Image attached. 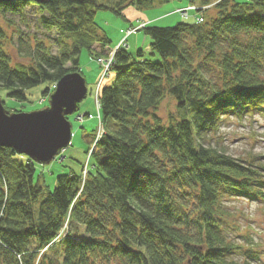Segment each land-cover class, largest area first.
Wrapping results in <instances>:
<instances>
[{
  "label": "trees",
  "instance_id": "16d2710c",
  "mask_svg": "<svg viewBox=\"0 0 264 264\" xmlns=\"http://www.w3.org/2000/svg\"><path fill=\"white\" fill-rule=\"evenodd\" d=\"M169 1L0 3V95L22 104L32 88L45 84L49 99L64 75L83 74V49L96 61L116 49L115 79L98 98L106 131L86 168L58 175L51 190L39 163L0 145V264H264L250 234L246 243L233 236L229 203L264 201L263 156H235L208 135L228 116L264 117V0H203L202 21L191 9L192 21L150 23L140 29L149 53L111 48L96 21L99 10L125 18L130 5ZM28 5L39 7L45 34L56 33L57 51L20 37L29 62H15L2 20H25ZM167 96L178 111L166 121L158 109Z\"/></svg>",
  "mask_w": 264,
  "mask_h": 264
},
{
  "label": "rangeland",
  "instance_id": "374dc122",
  "mask_svg": "<svg viewBox=\"0 0 264 264\" xmlns=\"http://www.w3.org/2000/svg\"><path fill=\"white\" fill-rule=\"evenodd\" d=\"M178 9L180 8L175 9L172 14L177 13ZM25 11V20L21 17L10 15L17 24L10 25L2 20V25L5 27L9 38L6 41L7 51L13 56L15 62L28 63L29 59L21 56L18 51L17 46L20 37H24L33 43L37 39H43L51 46L53 52H56L57 48L55 46L56 44H53L56 33L47 32L45 34L44 29L40 25V16L42 13L39 7L37 5H28ZM145 12L146 10L141 11L137 7L130 5L123 11L124 18V16L118 15L110 10H99L96 21L103 30H106L108 36L113 39L109 45L111 48L115 47L120 37V44L124 42V39L127 40V44L136 43V39L139 38V48L149 53L151 51L152 39L144 30H138L135 34L130 33L127 35L126 28H122L125 24L130 27V23L140 16L142 18L137 21L138 23L136 25L139 23L145 25L153 23L151 20L143 19L142 14ZM180 15L185 17L182 14ZM185 20L192 21L191 18ZM172 22L170 23L173 24ZM124 33L125 36L122 37ZM99 48V45H96V49ZM136 48L133 45L131 51L135 52ZM81 67L83 75L86 78L88 94L81 101L78 111L69 116L73 124L71 144L62 150L50 163L38 165V173L43 172V177L51 190L56 186L58 175L69 173L72 170L80 171L83 165L86 168L90 161V154L96 150L97 139L102 136V130L104 132L106 131V127L100 119L99 90L104 84L112 82L115 79L116 73L112 71L111 75L108 74L104 78V69L91 57L87 49H83L82 51ZM45 87L46 85L42 84L29 90V100L24 104L7 97L4 93L1 96L6 101V106L11 109L32 111L44 108L47 105L49 99L45 98L41 93ZM177 111V101L171 96H167L158 109V113L166 121L170 114H176ZM208 135L211 138L210 141L212 144L224 146L229 153L235 156L247 158L250 154H261L264 160V117L259 113H256L252 117H246L245 119H240L237 116H228L224 119L218 131L211 132ZM83 173L86 174V170ZM229 203L230 209L233 212L231 223L235 225L233 236L238 241L246 243L245 235L250 234L252 236L251 244L254 248L262 252V259L264 261V201L239 197L232 198ZM64 235H66V230L61 232L60 236L63 237ZM237 257L243 259L245 255L239 254Z\"/></svg>",
  "mask_w": 264,
  "mask_h": 264
},
{
  "label": "water",
  "instance_id": "95a60500",
  "mask_svg": "<svg viewBox=\"0 0 264 264\" xmlns=\"http://www.w3.org/2000/svg\"><path fill=\"white\" fill-rule=\"evenodd\" d=\"M23 0H0V3ZM40 3L48 0H34ZM88 94L86 78L79 72L64 75L49 96V105L32 111L11 112L0 95V145L12 147L39 164H48L71 144L73 124Z\"/></svg>",
  "mask_w": 264,
  "mask_h": 264
},
{
  "label": "crops",
  "instance_id": "0c3cea01",
  "mask_svg": "<svg viewBox=\"0 0 264 264\" xmlns=\"http://www.w3.org/2000/svg\"><path fill=\"white\" fill-rule=\"evenodd\" d=\"M202 1L203 0H171L167 3L159 4V5L151 8V10H149V9L146 10V12L144 14H142V16H143V19L151 20L153 22L160 23L163 25L171 24L170 23L171 21H173L172 23L174 24V23L184 19L180 14H177V13L172 14V12L175 11V9L180 8V7H186V6L192 5L194 3L198 6H200L202 4ZM196 14H197L196 11L192 12V19L193 20H195ZM141 18H142L141 16L137 17V19L135 21L130 23V26L137 23V21ZM126 19H128V18L126 17ZM164 21L167 23H165ZM127 27H129V26L125 24L122 28L127 29ZM124 35H125V33L122 35V37H124ZM138 40H139V38L136 39V43H131V44L129 43L127 45L128 48L131 50L133 45H134L137 47L136 48V50H137L140 47L138 44L139 43ZM112 41H113V39H112ZM120 41H121V37L118 38V41L116 42L115 47L120 44Z\"/></svg>",
  "mask_w": 264,
  "mask_h": 264
},
{
  "label": "built area",
  "instance_id": "2783aa9c",
  "mask_svg": "<svg viewBox=\"0 0 264 264\" xmlns=\"http://www.w3.org/2000/svg\"><path fill=\"white\" fill-rule=\"evenodd\" d=\"M186 8H187V11H185L182 15L185 16V17H188L190 15V13H189L190 10L191 9H196V6L192 5V6H189V7H186ZM199 20L202 21V18L200 17ZM145 26L146 25L143 24V23H139L138 25H131L130 27H128L126 29L127 35L130 34V33H134V32L140 30L141 28H143ZM121 44L127 45L126 40L124 39V42H122ZM115 51H116V49L115 50H110L107 55H102V56H99L97 58V61L101 64V66L104 69V72H105L104 75H106V74L110 75V70H111V67H112V64H113L114 58H115ZM103 134H104V130H102V132H101V135H103ZM98 139H97V141H98Z\"/></svg>",
  "mask_w": 264,
  "mask_h": 264
},
{
  "label": "bare ground",
  "instance_id": "6f19581e",
  "mask_svg": "<svg viewBox=\"0 0 264 264\" xmlns=\"http://www.w3.org/2000/svg\"><path fill=\"white\" fill-rule=\"evenodd\" d=\"M4 3V2H3ZM217 3V2H216ZM214 4V3H213ZM192 5H194V6H196V9H195V11L197 12V9H198V5H196L195 3L194 4H192ZM192 5H188V6H192ZM212 6V4L211 5H205V7H211ZM185 11H187V8H184V7H180V9H178L177 10V12H179L180 14H183ZM192 14V13H191ZM190 16V15H189ZM188 16V17H189ZM188 17H184L185 19L186 18H188ZM195 17H202V15H200V14H196L195 15ZM135 33V32H134Z\"/></svg>",
  "mask_w": 264,
  "mask_h": 264
}]
</instances>
